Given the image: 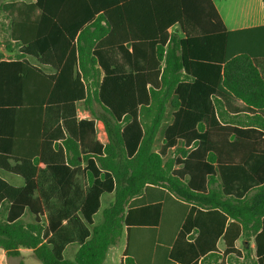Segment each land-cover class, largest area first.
Instances as JSON below:
<instances>
[{"label":"trees","instance_id":"16d2710c","mask_svg":"<svg viewBox=\"0 0 264 264\" xmlns=\"http://www.w3.org/2000/svg\"><path fill=\"white\" fill-rule=\"evenodd\" d=\"M3 19L0 247L103 264L126 231L123 264L141 245L150 264H264V25L228 30L213 0H0ZM168 199L189 208L174 239Z\"/></svg>","mask_w":264,"mask_h":264},{"label":"crops","instance_id":"0c3cea01","mask_svg":"<svg viewBox=\"0 0 264 264\" xmlns=\"http://www.w3.org/2000/svg\"><path fill=\"white\" fill-rule=\"evenodd\" d=\"M213 1L228 30L234 31V30H241V29H249V28H256V27H260L264 25V2L263 0H220L219 4L217 3V0H213ZM177 28H178V25H175L174 27L170 28V31L177 29ZM45 69L47 71L51 70L48 67H46ZM80 103L82 102L77 103V110H78L79 118H90L91 113L85 107H83V111H80L79 109ZM98 127L101 129V132L99 133L100 138L99 136L98 138L101 142L106 143L108 141V136H107L104 124L100 120H96V129H98ZM102 128L104 131H102ZM97 135H98V132H97ZM3 175L10 183L14 185L23 184V179L16 178L17 177L16 175H13L10 173H4ZM167 204H168L167 211H166L167 222L164 226L161 227V230L164 233L168 234L167 236L169 238L174 239L176 238V234L181 228L182 221L184 220V218L189 212V208L185 207L183 204H181L180 202L174 199H168ZM27 215H30V214L28 213L25 214L23 216V219ZM31 218H32L31 219L32 221L33 217L31 216ZM31 221L27 222L26 224L30 223ZM125 234H126V242H125L124 248L114 250L113 252V256H115V258L117 257L120 258L121 264H123V259H124L123 254L127 247L126 231H125ZM146 238L153 240L152 235L147 234ZM236 245L242 251V258L239 259L240 261H242L245 258V255L247 254L250 255V259H253L255 257V251H254L255 243L253 239L249 241L247 240L245 241L243 238H240L239 240H237ZM70 247H76L75 252L77 251V246L75 245L69 246L66 249V256H67V251ZM144 247L145 246L143 245V248H142V245H141V247H139L140 249L139 248L138 249L136 248V249L139 250L138 253H140L142 262H144L143 264H150L148 257L151 254V251L146 249V247L145 248ZM218 248L221 252L224 251V243L222 240L218 242ZM33 257L36 258V256L33 253V250L29 248L21 247L20 254L17 256H13V255H9L4 248L0 247V264H20L21 262H24V264H42L41 262H35L33 260ZM107 258L108 256L106 257L104 263L106 262ZM111 262L114 263L112 260Z\"/></svg>","mask_w":264,"mask_h":264},{"label":"rangeland","instance_id":"374dc122","mask_svg":"<svg viewBox=\"0 0 264 264\" xmlns=\"http://www.w3.org/2000/svg\"><path fill=\"white\" fill-rule=\"evenodd\" d=\"M220 0H217V3L219 4ZM8 21H6L5 19H3V25L0 27V40L3 42V45H2V50L5 54L6 57H13L15 56V52L17 51V49L15 48V52H10V51H7L6 48H5V42H6V39L8 38ZM83 103H80L79 105V109L80 111H83ZM172 121V112L169 110L168 113H167V116H166V119L164 121V124H163V128H162V131L165 129V127ZM102 131L103 128H102ZM160 132L159 135H158V138H157V141H156V144H155V148L156 150H158V148L161 146L162 144V141H163V132ZM97 132H98V136L100 138V135L99 133L101 132V129L98 127L97 129ZM173 154V150H171L169 152V155H172ZM18 179H20V177H16ZM17 179V180H18ZM113 200V195L112 194H105L102 198V205H101V209L99 210V212L95 215V221L96 222H99L103 215H102V211L103 209L109 205V203ZM31 216L30 215H27L25 218H24V221L25 223L31 221ZM125 242H126V234L125 232L123 233L122 237L120 238L119 242L116 244V245H113L111 246V248L109 249V252H108V258L106 260V262L104 264H121L120 263V258H115V256H113V252L114 250H117V249H122L124 248L125 246ZM75 250H76V247H70L67 251V257H70L72 258L74 256V253H75ZM32 258V257H31ZM33 260L35 262H40L38 259H36L35 257H33ZM111 260L114 262L112 263Z\"/></svg>","mask_w":264,"mask_h":264}]
</instances>
